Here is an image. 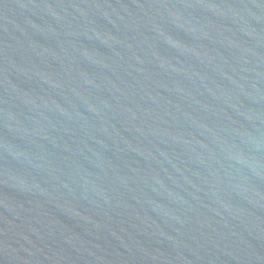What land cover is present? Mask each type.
<instances>
[{
    "label": "water",
    "instance_id": "water-1",
    "mask_svg": "<svg viewBox=\"0 0 264 264\" xmlns=\"http://www.w3.org/2000/svg\"><path fill=\"white\" fill-rule=\"evenodd\" d=\"M0 264H264V0H0Z\"/></svg>",
    "mask_w": 264,
    "mask_h": 264
}]
</instances>
